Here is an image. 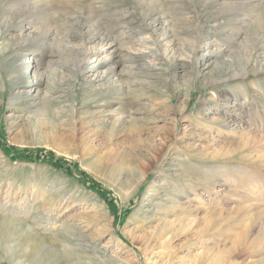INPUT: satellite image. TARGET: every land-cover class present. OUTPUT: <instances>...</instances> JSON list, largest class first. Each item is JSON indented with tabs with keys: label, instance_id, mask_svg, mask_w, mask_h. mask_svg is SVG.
<instances>
[{
	"label": "rangeland",
	"instance_id": "374dc122",
	"mask_svg": "<svg viewBox=\"0 0 264 264\" xmlns=\"http://www.w3.org/2000/svg\"><path fill=\"white\" fill-rule=\"evenodd\" d=\"M0 264H264V0H0Z\"/></svg>",
	"mask_w": 264,
	"mask_h": 264
},
{
	"label": "bare ground",
	"instance_id": "6f19581e",
	"mask_svg": "<svg viewBox=\"0 0 264 264\" xmlns=\"http://www.w3.org/2000/svg\"><path fill=\"white\" fill-rule=\"evenodd\" d=\"M24 31L25 30H23V28H21L20 29V35H19V37H18V39H19V43H22V42H24V40L27 38V36L24 34ZM17 40V39H16ZM7 46V45H6ZM21 59H23V56L21 57ZM23 70L25 71V73L23 72ZM23 70H22V72L23 73H21V74H19L20 75V77H23L24 78V76H26V74H27V72L29 71V67L26 65V64H24L23 63ZM106 74V73H105ZM31 76L32 77H30V78H32V79H38V77H41L42 76V74H40L39 73V71L38 70H33V71H31ZM42 78V77H41ZM17 79V78H16ZM110 79V78H109ZM19 80V79H18ZM111 81V80H110ZM113 81V80H112ZM108 82V81H107ZM28 92V90L26 91V93ZM24 95H26V94H24ZM26 97V96H25ZM133 131V130H132ZM134 133V132H133ZM137 135V134H136ZM207 177V176H206ZM209 178V177H208Z\"/></svg>",
	"mask_w": 264,
	"mask_h": 264
}]
</instances>
